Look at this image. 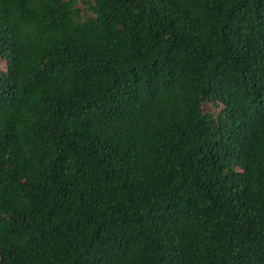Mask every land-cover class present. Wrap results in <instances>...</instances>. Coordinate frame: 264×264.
Instances as JSON below:
<instances>
[{
  "label": "trees",
  "instance_id": "trees-1",
  "mask_svg": "<svg viewBox=\"0 0 264 264\" xmlns=\"http://www.w3.org/2000/svg\"><path fill=\"white\" fill-rule=\"evenodd\" d=\"M0 264H264V0H0Z\"/></svg>",
  "mask_w": 264,
  "mask_h": 264
},
{
  "label": "rangeland",
  "instance_id": "rangeland-1",
  "mask_svg": "<svg viewBox=\"0 0 264 264\" xmlns=\"http://www.w3.org/2000/svg\"><path fill=\"white\" fill-rule=\"evenodd\" d=\"M204 108L206 111H212V112L219 111V108H217L216 106H213L212 104H205Z\"/></svg>",
  "mask_w": 264,
  "mask_h": 264
}]
</instances>
